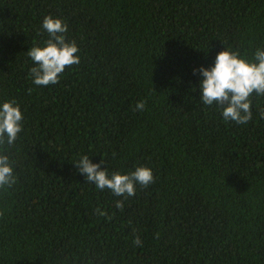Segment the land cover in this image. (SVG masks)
Masks as SVG:
<instances>
[{
	"label": "trees",
	"instance_id": "16d2710c",
	"mask_svg": "<svg viewBox=\"0 0 264 264\" xmlns=\"http://www.w3.org/2000/svg\"><path fill=\"white\" fill-rule=\"evenodd\" d=\"M45 15L67 21L81 60L38 88L26 52ZM224 45L249 59L264 45V0H0V99L25 116L0 264H264V97L245 125L198 104L193 68ZM81 154L109 172L150 167L154 182L98 191Z\"/></svg>",
	"mask_w": 264,
	"mask_h": 264
},
{
	"label": "clouds",
	"instance_id": "9594fccd",
	"mask_svg": "<svg viewBox=\"0 0 264 264\" xmlns=\"http://www.w3.org/2000/svg\"><path fill=\"white\" fill-rule=\"evenodd\" d=\"M40 32L46 38L33 43L26 52L30 64L28 78L38 88L58 84L66 68L78 65L81 60L79 46L74 39H68L69 25L62 17L45 15ZM193 74L199 76L198 104L214 106L224 123L245 125L253 118L251 97H264V45L256 47L250 59L224 45L210 66L193 68ZM257 107L264 118V107ZM144 108V101L137 102L138 111ZM24 123L20 103L14 98L0 99V189L6 190L17 183L11 151L24 130ZM72 164L88 184L98 191L110 190L116 197H132L137 186L147 187L154 182L153 171L147 166L139 165L127 173L109 172L101 167L105 165L103 159L93 163L87 154H81ZM115 206L122 209L123 200H117ZM96 212L105 215L99 207ZM133 243L141 245L142 241L136 236Z\"/></svg>",
	"mask_w": 264,
	"mask_h": 264
}]
</instances>
